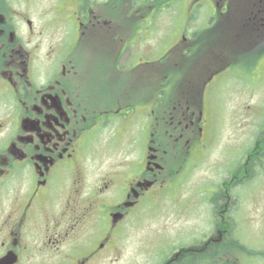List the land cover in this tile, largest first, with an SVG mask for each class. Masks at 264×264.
Wrapping results in <instances>:
<instances>
[{"label": "flooded vegetation", "instance_id": "1", "mask_svg": "<svg viewBox=\"0 0 264 264\" xmlns=\"http://www.w3.org/2000/svg\"><path fill=\"white\" fill-rule=\"evenodd\" d=\"M174 1L0 0V264H120L131 221L177 195L192 241L143 264H264V112L181 192L219 142L211 98L264 47V0Z\"/></svg>", "mask_w": 264, "mask_h": 264}, {"label": "rangeland", "instance_id": "2", "mask_svg": "<svg viewBox=\"0 0 264 264\" xmlns=\"http://www.w3.org/2000/svg\"><path fill=\"white\" fill-rule=\"evenodd\" d=\"M188 4L189 0H175L173 6L176 9L179 6L184 9ZM259 49L260 47L252 54L258 53ZM252 59L253 55L246 54L242 64L232 65L230 67L231 75H228L230 77L227 76V79L225 78L226 81L221 90V92L225 91V89L226 91L217 97L211 98V103L215 101L214 106L217 114L214 126L215 135L212 141H218L219 139V142H217L210 156L185 177L182 182L183 189L181 190L184 197H187L192 187L200 184L202 179L214 176L219 171L214 173L218 166L219 169L224 167L220 163L222 160L221 152L225 144L230 140V135L233 134L234 124L235 139L240 135L238 129L236 130V124L237 121H242V119H239L244 116L242 112L246 113L244 118H246L245 130L247 136H249L252 128L247 123L250 122L251 124L254 122L256 112H264V54L258 60ZM231 148L235 153L238 151V146ZM231 148L225 149L226 154L232 151ZM201 184L203 183L201 182ZM256 193V198L254 199L255 207L261 210L264 206V183L259 186ZM176 198L158 197L156 205L151 204L145 208L140 218L131 221V227L128 231L130 236H128L126 241L122 242L121 258L120 262L118 261L120 264H143L144 250L147 246L151 251L155 247H159L160 250L165 252L170 251L174 242L172 240L175 233L174 230L178 231L181 227L184 231L175 236L176 244L180 247L191 243L192 237L188 233L189 227L197 222L192 210L193 202L183 201L181 203L182 207L188 209V213L185 212L181 215L176 209L177 206H180L176 204Z\"/></svg>", "mask_w": 264, "mask_h": 264}]
</instances>
